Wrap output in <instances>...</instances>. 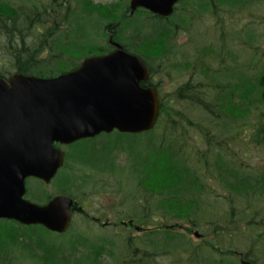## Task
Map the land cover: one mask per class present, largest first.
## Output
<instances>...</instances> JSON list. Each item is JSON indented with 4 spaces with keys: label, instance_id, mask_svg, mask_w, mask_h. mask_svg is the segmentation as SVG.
<instances>
[{
    "label": "trees",
    "instance_id": "trees-1",
    "mask_svg": "<svg viewBox=\"0 0 264 264\" xmlns=\"http://www.w3.org/2000/svg\"><path fill=\"white\" fill-rule=\"evenodd\" d=\"M246 1L251 0H180L173 14L161 17L145 9L128 15L129 7L123 0L107 4L93 0H0V76L23 73L50 77L65 72L78 66L82 55L112 50L108 42L111 34L127 51L145 61L150 77L143 86L154 85L159 90L160 119L153 130L144 132L149 136L148 153L141 159L138 156L134 173L146 201L140 204L135 217L141 215L143 219L138 221L146 223L153 208L160 213L157 221L161 222L151 233L152 254L146 253L138 260L129 257L122 261L114 251L116 243L109 240L114 264H159L154 261L155 252L160 256L176 253L183 234L165 227L191 231L193 225H198L203 201L206 195L215 193V184L223 191L229 208L221 220L224 222H215L211 231L224 237L226 233L231 236L237 231L262 229L253 238L257 241L264 237V166L252 168L244 160L236 162L237 151L232 149L248 128L253 136L250 141L242 140L248 150L245 154L251 151L252 144L264 149V64L240 63L235 58L228 61L223 35L219 49L212 44L193 43V52L186 46L182 48L177 40L181 33L193 31L204 15L219 19L222 12L243 7ZM164 77L186 80L168 95ZM196 116H203L206 124L196 120ZM113 149L107 150V156L108 165L113 164L111 171L115 172ZM90 160L85 162L94 166L100 163L95 158ZM85 174L87 186L92 176ZM85 174L70 173L76 178L69 177L64 182L67 189H71L73 179L77 181ZM48 198L44 194L35 199L45 202ZM204 212L206 209L201 216ZM204 216L207 222L212 221ZM133 220L130 223L137 222ZM217 220L220 222L219 217ZM16 234L20 238L15 239ZM74 237L70 246L54 245L34 229L2 220L0 264H13L19 255L40 264H98L103 254L102 242L94 239L90 244L82 239L74 243ZM25 238L30 240L28 246L20 243ZM127 246L129 253L133 246ZM193 247L190 253L195 258L201 247ZM232 247L231 244L226 249L228 255L233 254ZM12 250L16 254L10 253ZM68 250L70 256L65 253ZM246 257L257 262L250 252Z\"/></svg>",
    "mask_w": 264,
    "mask_h": 264
},
{
    "label": "water",
    "instance_id": "water-1",
    "mask_svg": "<svg viewBox=\"0 0 264 264\" xmlns=\"http://www.w3.org/2000/svg\"><path fill=\"white\" fill-rule=\"evenodd\" d=\"M178 1L130 0V14L142 7L169 16ZM109 41L114 51L88 57L56 77H0V219L65 232L72 198L58 195L41 205L24 197L27 177L49 183L63 164L54 142L113 130L140 133L156 125L160 97L156 87L141 85L149 78L145 62L112 36ZM241 264L253 263L243 259Z\"/></svg>",
    "mask_w": 264,
    "mask_h": 264
},
{
    "label": "rangeland",
    "instance_id": "rangeland-1",
    "mask_svg": "<svg viewBox=\"0 0 264 264\" xmlns=\"http://www.w3.org/2000/svg\"><path fill=\"white\" fill-rule=\"evenodd\" d=\"M47 2V0H42ZM94 3L105 4L111 3L118 0H93ZM123 2L128 3L129 0H123ZM222 20L221 21L219 20ZM207 15L203 16V21H197L195 28L191 32L181 33L178 36V42L182 48L190 50L193 52V47L191 44L196 43L199 45H209L212 44L214 49H219V40L221 35H223V43L225 44V56L229 61L230 58H235L240 63H256L264 64V0H251L246 1L243 7H234L231 9V12L224 11L219 16ZM219 22V23H217ZM195 37V41H192ZM102 43L105 44V41L102 40ZM252 45V49L250 47ZM190 46V47H189ZM189 47V48H187ZM188 52L190 54L191 52ZM230 53L232 55L230 56ZM256 57V58H255ZM84 58V55L79 57V60ZM76 62H74L75 64ZM186 79L182 77L179 80H174L172 78L164 77V91L169 95L172 89H174L179 84L183 83ZM196 120L202 121L206 120L203 116H196ZM203 122V121H202ZM206 124V122H203ZM250 135L253 136V133L248 128V130H243L241 139H248L250 141ZM237 141L232 144L233 150L237 151V159L245 162L252 168H257L258 166H264V149L256 148L254 144L250 147L251 151L248 154H245V143L244 141ZM149 141V136L145 133L140 134H129L122 133L118 130H114L108 134H102L97 137L93 143H89V150L83 154V158H100L104 156L103 150L105 148L114 149L111 154L114 157L115 163L118 165L117 168L120 169L118 173H111L110 170L97 171V168L87 169L83 174L87 173L92 176L89 183L92 181V185H88L85 188H82L78 183L76 185V190L70 191L75 198H82L90 201V205L86 207V212L92 215L98 213V215L109 216L113 221L118 220H127L134 218L137 220L136 224L140 226L137 229H125L123 226H112L113 228L109 229H100L98 224L93 222L83 221V218L79 215L75 216L74 222L71 225L70 230L64 234H58L55 232H50L43 230L39 226H25L31 229L36 230V232L42 233L46 240L50 244L54 245H65L70 246L71 239L73 236L76 239L74 243L80 242L82 239H86L87 243L91 244L92 240H97L101 242L103 238H107L110 241L116 243V252H118L119 247H123L125 250L127 245L132 244L133 248L137 249L139 253H133L130 251V254L126 257L129 259L133 257L141 256L142 251H147V254L152 253V248L146 246L145 233L148 230L153 232L154 228L158 225V219L155 216L148 217L149 221L140 223L138 219H143L141 215H136L140 203H145L144 196L141 193V189L138 188L137 179L134 173V165L138 156H146L148 153L147 142ZM81 147H76L74 152L79 153ZM107 149V150H108ZM81 156V154H80ZM140 157V159H141ZM240 157V158H238ZM71 158L73 155L71 153ZM59 173V172H58ZM89 176V177H90ZM84 177H87L86 174ZM69 178V173L64 169L60 170V173L54 178L50 185H43L38 182L36 179H30L27 181V184L30 188V198L42 197L46 192L49 194H57L56 191L63 190L65 188V181ZM137 184V185H136ZM138 190V191H136ZM86 192V193H85ZM136 199V197H138ZM223 191L220 187L215 184V193L206 195L203 204V210L205 215H208L212 221L207 222L204 220L205 216H201L203 210L199 215V224L193 225L191 228L197 230L200 235L196 236L193 231L190 233L186 231H180L183 234V238L178 240L180 244L186 243L188 246L186 250L188 253H182L176 250V253L172 255L163 256L158 255L155 252L154 261L159 264H218L223 261L225 264H240V254L249 253L251 256L258 261V263L264 262V244L262 240L264 237H258V240L255 241L253 234L259 235L262 232V229L254 232H241L237 231L231 233L229 236L227 233L224 234V237H220L219 233L212 232V226L217 222L218 224L223 223L221 221L224 219L225 215L228 212V204L224 203ZM156 214H159L156 212ZM213 217V218H212ZM215 217V218H214ZM218 217L220 222H218ZM165 219V218H164ZM202 219V220H200ZM215 219V220H213ZM163 222V221H162ZM183 223V222H181ZM186 225V223H183ZM120 225V221H118ZM115 227V228H114ZM19 235L16 234L18 239ZM20 238V237H19ZM99 238V239H98ZM145 238V239H144ZM22 240L24 242H22ZM20 243L30 244L28 238L21 239ZM178 244V245H180ZM213 244H215L214 248ZM232 244L233 254L228 255L226 249ZM262 245V246H261ZM34 246V243H33ZM125 246V248H124ZM201 247L199 256L194 258V254L190 253V247ZM203 246V247H202ZM209 246V247H208ZM184 247V246H183ZM130 248V247H129ZM185 248V247H184ZM194 248V247H193ZM215 248H219L215 249ZM69 249V248H68ZM225 253H221L222 251ZM223 251V252H224ZM12 254H16L15 251H10ZM66 255L70 256V251L65 252ZM223 256V257H222ZM101 258V257H100ZM109 262V263H106ZM13 264H40L36 263V260H26L24 256L19 255V260L15 261ZM98 264H114V260L109 258H104L98 261Z\"/></svg>",
    "mask_w": 264,
    "mask_h": 264
},
{
    "label": "flooded vegetation",
    "instance_id": "flooded-vegetation-1",
    "mask_svg": "<svg viewBox=\"0 0 264 264\" xmlns=\"http://www.w3.org/2000/svg\"><path fill=\"white\" fill-rule=\"evenodd\" d=\"M101 136V135H99ZM99 136H96V137H91V138H86V139H81V140H78V141H75L73 143H70V144H63V143H55V146L60 149L63 154H64V163H63V167H61L60 170L64 169L65 171H67L70 175V173H75L76 175L77 174H83L82 172H85L87 169H91L92 168H97V171H105V170H110V166L108 165V159H109V156L108 155V152L106 149L103 150L104 152V156L101 157V158H97L96 160L100 161V163L97 162V165L94 166V164H91V163H86L85 161L88 162V158H83V154L85 152H87L89 150V143H93L97 137ZM76 147H81L82 149H80V152L77 153V152H74V149ZM71 153L73 155V159L71 158ZM81 154V156H80ZM113 156V155H112ZM111 156V157H112ZM83 159V160H82ZM91 162L94 161V158H92V160H90ZM59 170V171H60ZM85 176V175H84ZM71 178H76V177H72V176H69ZM73 184L70 186V188H74L76 189V185L78 182L81 183V187L82 188H85L86 186L84 185L85 183H87L88 180L85 179V177H82L81 179H73ZM93 181L91 183H88V185H92L93 186ZM76 201V199H75ZM151 203V202H150ZM81 204V205H79ZM88 204L90 205V201L88 200H85L84 202L80 203V201H76V205L73 207L74 208V215H81L82 217H84L88 222H93L95 224H98L103 230L106 228V227H110L112 224H111V221H112V218H110L109 216H103L104 214L102 215H98V213H96L95 215H92V214H89L87 213L85 210H86V207L88 206ZM151 215L155 216L156 217V212L154 211L153 208H151ZM104 218V220L102 219ZM150 233L149 235L146 234L145 238H146V243L145 244L146 246H149L152 248V243H151V237L153 236L151 234V230L149 231H146L145 233ZM144 238V239H145ZM102 244H103V254L101 256V260L104 259L105 257L106 258H109V259H112L113 258L111 257V255L109 254V251L108 250L109 248V240L107 238H103V240L101 241ZM100 243V242H98ZM122 246V245H121ZM122 249L119 248L118 250V255L120 256L119 258L122 259V261H124V259L128 256L129 253H127V247L125 248V250H123V247H121ZM133 253H139V251L137 249H134L132 250ZM131 251V252H132ZM147 251H142V255L146 254ZM152 254V253H151ZM151 254H148V255H151ZM144 257H147V256H144ZM166 257V255H164V258ZM131 258L133 260H138L140 258V256L138 255L136 258L133 257V255L131 256ZM149 259H151L149 257ZM115 262V260H114ZM106 263H109V262H106Z\"/></svg>",
    "mask_w": 264,
    "mask_h": 264
}]
</instances>
